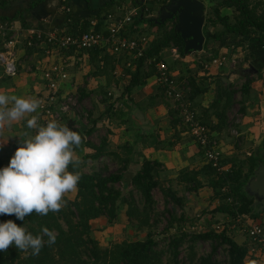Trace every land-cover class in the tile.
Masks as SVG:
<instances>
[{
    "label": "crops",
    "instance_id": "crops-1",
    "mask_svg": "<svg viewBox=\"0 0 264 264\" xmlns=\"http://www.w3.org/2000/svg\"><path fill=\"white\" fill-rule=\"evenodd\" d=\"M140 1L142 0H38L37 2L0 0V19L13 22L19 35V42L15 47L17 72L8 75L0 61V92L10 96L36 99L37 95L46 93L42 70L60 58L66 59L68 78L62 82L60 91L77 92L88 114L86 122H81L73 113L64 119V124L71 130L77 131L82 138L80 146L74 148L75 156L79 157L80 162L78 165L70 164L68 169L73 167L91 172L92 170L87 169L89 167L87 165L95 163V169L91 167L89 169L105 171L108 159L111 158L118 166L121 163L125 164L122 170L124 181L120 182L122 185L126 182L128 190L130 187L128 180L140 168L142 160L157 159L161 163L157 175L159 185L154 188L170 186L183 198L180 189L187 183L180 177V172L183 169L198 168L203 164V158L198 145L181 119L178 107L171 98L165 96L162 86L156 81L155 68L152 64L145 59L142 71L152 67V73L145 77L143 82L126 89L130 77L126 67L134 69L131 63L133 58L128 53H120L117 56L105 45L98 47L97 52L92 49H58L54 46L47 49L44 44L27 46L24 41L25 29L30 25L41 29L56 27L67 32H81L88 28L106 32L107 13L118 12ZM201 1L205 12L208 4L211 7L214 5L213 0ZM167 2L168 0L148 2L149 11L145 16L153 18L157 25L134 19L132 24H126L123 33L127 36L145 34L149 40L158 35L160 32V28L157 30L158 24L161 22L156 20L160 6ZM66 7L69 9L67 10ZM207 16L209 17L208 14ZM164 22L167 28L173 26L171 20ZM214 22L218 21L214 20ZM204 25L205 20L202 30ZM205 26L217 35L209 37L205 47L203 43L200 50L181 53L178 46L170 44L163 47L159 55L168 62L172 73L183 88L185 97L196 109L200 118L211 126L212 133L218 140V147L221 149L224 166L228 168L234 163L245 160V164L243 163L245 170L248 167L247 160L253 157L257 159L254 170L260 163L264 165V40H257L254 35L224 32L223 25L217 28L218 30H215L217 25ZM205 40L206 36L204 42ZM2 44L0 37V49L3 47ZM171 48H175L174 52ZM107 53L115 58L112 57L111 62L103 64ZM221 54L237 56L240 61L233 68L227 65L219 67L211 65L208 68L201 66L200 60L206 56ZM128 62L130 63L127 64ZM98 64L100 66H97ZM99 67L101 70H98ZM247 81L249 89L242 93L240 87ZM227 84H231L236 89L232 96L234 102L225 109L224 114L227 118L220 120L224 97L218 104L213 102L217 92L225 89ZM31 115L38 117L39 110ZM102 129L107 131L110 129V132L107 133L106 130L101 132ZM25 133L34 134V130L27 128L26 120L16 121L11 126L5 125L0 128V159L4 158L5 153L11 156L14 154L15 144L21 141ZM100 145L105 153L98 158L85 156ZM250 176H253V171ZM246 182L243 189L247 193ZM200 188H193L192 193L197 194H194L192 199L183 198L184 211L190 212L193 208L196 210L198 205L204 204L202 195L208 190L200 191ZM209 188L212 190L211 187ZM75 193L76 189L70 192L71 195ZM249 195L253 197L254 202L256 197ZM217 199L215 196L214 203ZM213 206L211 204V207ZM254 208L256 212H261L256 218L264 220V209L257 211L256 206ZM207 214L211 215V212ZM99 217L91 219V225L93 222H98ZM131 226L126 217L127 233L132 231ZM231 229L236 241L240 243L247 241L243 228L232 224ZM252 260L264 263V250L255 252Z\"/></svg>",
    "mask_w": 264,
    "mask_h": 264
},
{
    "label": "trees",
    "instance_id": "trees-1",
    "mask_svg": "<svg viewBox=\"0 0 264 264\" xmlns=\"http://www.w3.org/2000/svg\"><path fill=\"white\" fill-rule=\"evenodd\" d=\"M37 1L35 0V2ZM260 1L264 2V0ZM221 6L233 7L235 11L233 20H231L229 13L221 12ZM211 8L214 15L210 16L209 14L208 20L210 22H214V20L219 21L225 27L224 32L254 35L257 40H264V9L257 10L253 0H220L218 4H214ZM135 20L138 22L145 21L150 25H157L154 19L146 17L143 11L142 15L139 14L135 17ZM159 28L160 32L158 35L156 34L149 40L144 55L131 59L134 69L131 70L126 67V71L130 74L126 89H130L131 86L143 82L145 77L152 73V67L142 71L147 56L159 54L163 47L170 44L178 46L180 52L184 53V40L181 38L179 32L173 26L169 28L165 27V22L159 23L157 30ZM204 34L206 36L204 47L209 37L217 36L208 29H205ZM88 49H92L95 52L99 51L98 47ZM112 57L107 53L103 64L111 62ZM97 66L100 65L98 64ZM98 70H101V67ZM248 89V81L244 82L240 87L242 93L247 92ZM235 91L236 89L231 84H227L225 89L223 88L217 92L213 104L220 103L222 97H224L222 113L220 116L217 113L220 120L227 118L224 112L228 106L230 107L233 104L232 96ZM20 142L15 144V149ZM103 153L105 152L102 149V145H100L92 153H86L85 156L91 155L92 158H98ZM120 160L126 161L127 158H120ZM244 161L241 160L234 163L233 166L227 169L217 170L203 159V164L198 168L181 170L180 177L187 184L193 183L192 188H197L200 184L202 185V182H199L198 175L203 174L207 177V185L214 191L213 195L222 199V202L216 206L217 210L226 212L232 219H235L237 214L242 213L254 219L261 212L255 211L253 197L244 191L243 185L252 174L257 159L253 157L249 158L247 160L248 167L245 170L243 167ZM221 163H224L223 158ZM160 165L161 163L157 159L144 158L140 168L128 180L140 192L143 200L140 208L133 204L130 190L126 195H121V189L114 184L115 182L122 181V170L125 164H121L119 171L107 173H103L102 170L85 172L70 167L68 170L79 173L80 179L74 198L66 199L65 205L59 212L50 211L45 216L33 212L31 215L26 216L23 221L17 219L15 215H0V222L12 220L18 226L25 227L33 235L41 234V229L47 227L54 232L56 236L55 243L52 245L45 243L38 255H32L31 249H29L24 256H21L22 250L13 245L7 251L0 252V264H161L160 262H156L157 252L154 250L156 240L153 237L152 230H147L143 239H123L104 248L99 245L96 238L89 234L91 219L106 215L108 220H112L121 203L126 204V215L132 220L135 218L137 226L151 225L149 214L154 202L152 189L159 185L157 175ZM161 189L164 196L171 198L179 206L183 205V198L177 195V191L174 188L167 186ZM229 197L232 198V201L228 200ZM172 219L168 221V227L176 222H180L179 224H181V221L187 218L184 219L183 214H181L178 218L173 217ZM62 222H64L65 226ZM47 239L48 237L45 236L44 240L47 241ZM185 239L191 241L210 239L218 244L225 245L226 259L224 264H246L247 257L250 255L255 257V252L260 251L259 249L251 251L250 247L252 244L249 243L248 238L247 241L241 243L236 241L233 235L227 231L226 227L218 232L210 228L192 233L188 238H186L185 232L174 236L171 239L172 261H166L163 264H185L176 258L178 246ZM215 248L216 245L214 244L212 251L199 255L196 259L191 258L188 264H218L213 257ZM53 249L55 250L54 252H52Z\"/></svg>",
    "mask_w": 264,
    "mask_h": 264
},
{
    "label": "built area",
    "instance_id": "built-area-1",
    "mask_svg": "<svg viewBox=\"0 0 264 264\" xmlns=\"http://www.w3.org/2000/svg\"><path fill=\"white\" fill-rule=\"evenodd\" d=\"M149 1L151 0H142L138 4L128 5L118 10V12L107 13L106 32L94 28H88L81 32H67L56 27L41 29L30 25L25 29L24 41L26 45L30 46L44 44L47 49L54 46L58 49L73 48L82 50L105 45L115 54L128 53L132 58H137L144 55L149 44L148 36L145 34L127 36L123 31L126 28V24H132L136 16L142 15V11L145 14L148 13ZM66 9L68 10L69 8L66 7ZM16 31L17 28L13 22L0 19V37L3 42V47L0 49V61L8 75H13L17 72L15 47L19 42V35ZM171 50L174 52L175 48H171ZM146 60L155 68L156 81L162 86L165 96L171 98L176 107H178L181 119L198 145L204 161L210 163L217 170L227 169L221 163L222 154L220 147H218L217 138L213 135L210 126L200 118L196 109L185 97L183 88L172 73L168 62L159 54H151L146 57ZM239 61L237 56L221 54L208 55L200 60V64L203 68H208L211 65L217 67L227 65L233 68L238 65ZM67 65V60L60 58L42 70L46 93L39 94L36 97L40 105L38 108V120L42 125L52 119L64 124L65 117L70 113H73L81 121L87 117V110L77 92L60 91L62 82L68 78ZM228 200L232 201V198L229 197ZM242 217L248 218V223L242 226L249 243L252 244L250 247L251 251L264 250V220L252 219L244 213L237 214L236 219L241 220ZM215 226L219 228L220 223ZM191 227L193 228L194 224Z\"/></svg>",
    "mask_w": 264,
    "mask_h": 264
},
{
    "label": "clouds",
    "instance_id": "clouds-1",
    "mask_svg": "<svg viewBox=\"0 0 264 264\" xmlns=\"http://www.w3.org/2000/svg\"><path fill=\"white\" fill-rule=\"evenodd\" d=\"M39 106L35 98L0 92V128L26 120L27 128L34 130V134H24L7 166L0 168V215H15L21 221L33 212L41 216L59 212L65 194L75 190L80 179L68 166L80 162L74 148L82 143L81 135L55 119L40 124L38 117L31 115ZM55 240L47 227L33 235L12 220L0 222V252L15 245L38 255L45 243L52 245Z\"/></svg>",
    "mask_w": 264,
    "mask_h": 264
},
{
    "label": "rangeland",
    "instance_id": "rangeland-1",
    "mask_svg": "<svg viewBox=\"0 0 264 264\" xmlns=\"http://www.w3.org/2000/svg\"><path fill=\"white\" fill-rule=\"evenodd\" d=\"M213 4H218L220 0H213ZM253 3L256 5L257 10H262L264 9V2L260 0H253ZM214 6V5H213ZM206 12L204 11V20H205V25L209 26H218L216 27L215 30H218L217 28H220L222 24L218 22H210L208 20L207 14L210 16H213V10L211 6L208 4L206 7ZM222 13H229L231 16V20H233V17L235 16V11L233 10V7L231 8H220ZM204 25L203 28V33H205V29H208ZM214 29V27H213ZM212 29V30H213ZM209 30V29H208ZM119 54H117L118 56ZM122 58V57H121ZM124 65V62H123ZM235 112V109L234 111ZM234 114V113H233ZM234 117V116H233ZM88 119V114L87 117L81 121V122H86ZM110 132V129L107 131V129H102L101 132ZM4 158L0 159V168L7 166L8 160L10 158V154H3ZM107 162V161H106ZM122 164V163H121ZM120 164V166H121ZM95 163L93 164H88L87 166L95 169ZM120 166H118L117 163L113 162L111 158L108 159V164L103 171V173L107 172H113V171H119ZM89 171H93V169H89ZM199 182H202V185L197 186V189L200 187L205 188H200L199 190L202 191L203 189L208 190L207 193H204L202 195V201L204 204L198 205L196 210L193 208L190 210V212H186L183 210V205L179 206L173 200L169 197H166L162 193V189L160 188H153L152 189V195H153V205L152 209L149 214V222L151 225H144V226H137V221L134 218L133 220L128 218L126 216V204L121 203L119 208L117 209V212L115 216L113 217L112 220H108L107 216L103 215L98 218V222H93L90 228L89 234L96 238L99 242V245L101 247H109L112 243L121 241L123 239L126 240H135V239H143L146 235L147 230H152L153 237L156 240V245L154 246V250L157 252L156 256V262L157 263H165L166 261H172V245H171V239L179 235L182 232L186 233V238L189 237L190 234L195 233V232H201L204 230H208L210 228H213L216 232L220 231L222 228L226 227L227 231H229L230 234L234 236V233L231 229L232 224H235L236 227L243 228V224L248 223V218L247 217H242L240 219H232L230 215L228 214H222L221 212H218L219 210L216 209V206L222 202V199L219 197L215 203H214V191H212L209 186L207 185V177L204 176L203 174H199ZM124 181V179L122 180ZM115 186L120 188L121 190L123 189V185L121 182H115ZM208 187V188H206ZM195 189V190H197ZM126 187L124 189L123 195H126L127 191H131V197L133 204L137 207L142 206V197L140 195V192L130 184V187L126 191ZM181 193L184 199H192L193 195L197 193H192L194 190L192 188V185H184L181 189ZM210 190V191H209ZM75 195H71L70 192L66 193L64 196V200L66 202V199H72L74 198ZM213 196V198H212ZM201 200V199H200ZM211 204L213 207H211ZM221 206V205H220ZM211 215L207 214L210 213ZM181 214H183L184 219L187 217L186 220L180 222L174 223L172 226L168 227V221L173 220V217L178 218ZM126 217L128 219V224L130 223L132 226V231L127 233L126 232ZM63 225L65 226L64 222H62ZM220 223V227L216 228V224ZM192 224H194V227L192 228ZM243 231V230H242ZM131 233V234H130ZM216 245L213 257L216 259L218 264H224V261L226 259V250H225V245L223 244H218L215 241H212L210 239H198L195 241H191L188 239L183 240L179 246H178V254L176 258L182 263L184 262L185 264H188L190 259H196L199 255L207 254L210 251H212V246ZM55 250L53 249L52 252ZM27 254V251H21V256H24ZM252 255L246 258V264H264L261 262H254L252 260Z\"/></svg>",
    "mask_w": 264,
    "mask_h": 264
},
{
    "label": "water",
    "instance_id": "water-1",
    "mask_svg": "<svg viewBox=\"0 0 264 264\" xmlns=\"http://www.w3.org/2000/svg\"><path fill=\"white\" fill-rule=\"evenodd\" d=\"M201 0H168L160 6L157 22L171 20L174 29L184 40V51H196L203 47L204 8ZM126 182L123 184V195ZM246 191L256 197L253 205L257 211L264 209V165L260 163L253 170V176L246 182Z\"/></svg>",
    "mask_w": 264,
    "mask_h": 264
}]
</instances>
